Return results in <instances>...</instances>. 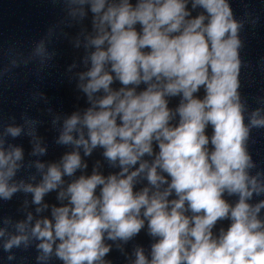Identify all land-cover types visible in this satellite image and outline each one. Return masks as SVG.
<instances>
[{"label":"clouds","instance_id":"1","mask_svg":"<svg viewBox=\"0 0 264 264\" xmlns=\"http://www.w3.org/2000/svg\"><path fill=\"white\" fill-rule=\"evenodd\" d=\"M63 3L79 22L90 17L75 74L87 106L53 119L56 144L71 149L59 161L25 162L11 142L27 136L29 155H46L38 121L0 124V201L24 193L37 206L0 221L8 260L35 241L37 264H112L114 246L126 264H264V169L248 148L264 98L251 110L241 100L245 21L230 0ZM34 55L43 64L54 53L41 41ZM97 150L107 174L101 160L87 171ZM52 192L59 203H44ZM142 230L148 250L127 253Z\"/></svg>","mask_w":264,"mask_h":264}]
</instances>
